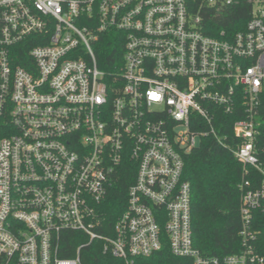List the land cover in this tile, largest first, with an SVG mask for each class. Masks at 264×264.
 Returning a JSON list of instances; mask_svg holds the SVG:
<instances>
[{
	"label": "built area",
	"instance_id": "1",
	"mask_svg": "<svg viewBox=\"0 0 264 264\" xmlns=\"http://www.w3.org/2000/svg\"><path fill=\"white\" fill-rule=\"evenodd\" d=\"M263 104L264 0H0V264H83L96 242L126 264L165 246L264 264ZM208 140L242 166L238 246L222 256L193 245L184 179ZM123 167L135 175L109 228Z\"/></svg>",
	"mask_w": 264,
	"mask_h": 264
},
{
	"label": "trees",
	"instance_id": "2",
	"mask_svg": "<svg viewBox=\"0 0 264 264\" xmlns=\"http://www.w3.org/2000/svg\"><path fill=\"white\" fill-rule=\"evenodd\" d=\"M242 19V15L230 17L227 21H217L216 25L229 27ZM242 23V22H239ZM116 46L112 42L95 47L100 66L115 61ZM260 119L259 149L263 150L264 161V104ZM236 117L229 118L232 122ZM184 179L191 187V230L193 245L207 256H222L233 253L238 246L237 230L240 224L238 214L242 181V166L233 154L213 144L203 141L200 147L184 158ZM135 172L126 167L114 176L112 188L108 191L103 205L106 224L110 228L127 204V191L133 183ZM259 248L264 256V230L259 237ZM83 264H126L124 260L101 251L96 242L83 249ZM72 253L64 255L70 256ZM131 264H192L187 258H178L171 254L167 246L162 251L147 258H134Z\"/></svg>",
	"mask_w": 264,
	"mask_h": 264
}]
</instances>
